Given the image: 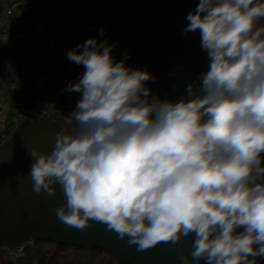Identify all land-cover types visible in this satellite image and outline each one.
<instances>
[{
	"label": "clouds",
	"instance_id": "1",
	"mask_svg": "<svg viewBox=\"0 0 264 264\" xmlns=\"http://www.w3.org/2000/svg\"><path fill=\"white\" fill-rule=\"evenodd\" d=\"M185 34L200 30L210 60L179 101L151 96L147 70L87 39L68 51L82 93L50 153L29 150L32 191L66 203L54 211L80 230L89 221L138 251L194 235L181 264L264 259V0H199ZM100 29L99 35L104 36ZM82 51H78L79 49ZM74 121L79 130L74 131ZM243 228L237 233V229ZM258 246V247H257Z\"/></svg>",
	"mask_w": 264,
	"mask_h": 264
},
{
	"label": "water",
	"instance_id": "2",
	"mask_svg": "<svg viewBox=\"0 0 264 264\" xmlns=\"http://www.w3.org/2000/svg\"><path fill=\"white\" fill-rule=\"evenodd\" d=\"M24 2L69 64L66 87L69 83H78L85 72L82 65L70 62L66 54L89 38L115 44L112 55L117 62L127 55L128 67L151 73L155 79L147 82L150 98L191 99L186 93L188 84L199 83L201 74L209 70L210 60L201 48L200 30L187 34L183 31L189 23L187 14L197 8L199 0ZM100 29L105 30L104 36L99 35ZM68 93L72 113L82 93ZM78 130L79 125L74 121V131ZM58 131L66 134L55 122L30 117L0 148V249L49 241L62 246L108 251L122 264H181V255L190 256L194 235L183 238L176 245L161 242L138 251L136 245L129 246L127 238L119 239L118 234L101 223L89 221L91 227L84 230L62 223L54 211L66 203L60 186L55 185L54 196L36 194L28 176L35 162L29 154L30 148L37 147L43 153H50ZM190 264L196 262L190 261ZM199 264H205V261L201 260ZM257 264H264V259L257 258Z\"/></svg>",
	"mask_w": 264,
	"mask_h": 264
},
{
	"label": "built area",
	"instance_id": "3",
	"mask_svg": "<svg viewBox=\"0 0 264 264\" xmlns=\"http://www.w3.org/2000/svg\"><path fill=\"white\" fill-rule=\"evenodd\" d=\"M16 14L30 18L31 22L19 23L11 28L10 18ZM19 27L22 30L16 33ZM6 35L14 38V44H7ZM17 36H21L22 41L16 39ZM33 46L39 49L35 62L22 55L25 48ZM0 68L3 70L0 89V148L12 139L22 122L30 117L72 127L67 120L71 114V98L68 91H65L69 64L24 0H0ZM41 78L46 80V84L38 86ZM19 89H22V101L15 105ZM52 96H55L53 101H48ZM23 249L24 246L12 248L11 254L19 255Z\"/></svg>",
	"mask_w": 264,
	"mask_h": 264
},
{
	"label": "trees",
	"instance_id": "4",
	"mask_svg": "<svg viewBox=\"0 0 264 264\" xmlns=\"http://www.w3.org/2000/svg\"><path fill=\"white\" fill-rule=\"evenodd\" d=\"M21 30L17 28L16 33ZM2 79L3 70L0 68V89ZM68 126L61 125L65 132ZM11 251L12 248L0 249V264H122L108 251L62 246L49 241L25 245L19 255H12Z\"/></svg>",
	"mask_w": 264,
	"mask_h": 264
},
{
	"label": "rangeland",
	"instance_id": "5",
	"mask_svg": "<svg viewBox=\"0 0 264 264\" xmlns=\"http://www.w3.org/2000/svg\"><path fill=\"white\" fill-rule=\"evenodd\" d=\"M31 22V19L28 18V17H20L19 14H16L14 15L13 17L10 18V24H11V28H14L17 24L19 23H26V24H29ZM16 39L22 41V37L21 36H17ZM6 41H7V44H14V38L11 36V35H6ZM39 53V49L38 47L36 46H33V47H28V48H25L23 51H22V55L23 57L29 59L31 62L32 61H36L35 59V56ZM46 84V80L44 78H41L38 80V86H41V85H44ZM21 95H22V89H19L18 90V93H17V96H16V99H15V105H18L21 103L22 101V98H21ZM55 98V96H52L48 101H53V99ZM72 127L71 126H68L66 127V134H71V130Z\"/></svg>",
	"mask_w": 264,
	"mask_h": 264
}]
</instances>
